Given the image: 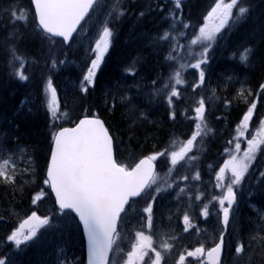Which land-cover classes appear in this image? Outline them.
<instances>
[{
    "label": "snow or ice",
    "instance_id": "snow-or-ice-1",
    "mask_svg": "<svg viewBox=\"0 0 264 264\" xmlns=\"http://www.w3.org/2000/svg\"><path fill=\"white\" fill-rule=\"evenodd\" d=\"M31 3L34 4L36 29L42 33V39L48 42L51 52L56 45L57 37L62 38L63 44H68L74 39L73 34L83 26L81 22L97 9L99 0H31ZM169 3L171 7H168ZM182 4L183 0H165L164 3L157 0L156 10L165 13L163 20L168 23V27L154 37V43L158 46L168 45L164 62L168 64L169 74L165 78L163 72L158 73L156 78L150 81L151 91L146 94L150 102L162 97L169 110V118L173 121L177 118V103L183 99L179 86L186 85L184 73L189 69L195 70L197 79L192 85L193 91L204 87L209 79V73L206 71L209 65V50L219 39L225 25L230 24L234 17L239 20L249 12L245 0H215V4L203 17V23L196 29L191 21L183 18ZM122 5L123 0H116L107 16L111 17L113 12L116 13L117 18L125 15ZM4 11L8 13L13 24L28 23V9L10 5ZM178 12L181 14L178 15ZM144 14L140 12L139 15ZM109 22L107 18L103 21L99 38L95 40V46L91 48L95 58L91 60L86 74L80 81L81 92L86 93L88 85H94L96 70L100 67L105 52L108 51L113 36ZM188 30H191V38H189ZM180 38L187 43L181 44ZM197 48L199 51L196 50ZM253 52V48H245L240 53L241 62L248 63ZM8 53L7 63L12 75L21 81L29 80L30 76L26 75L29 60L18 53L15 45H9ZM50 59L51 64L48 70L52 71L57 67L58 61L54 56H50ZM59 63L63 64L65 61L61 60ZM127 71L135 75L133 69L129 68ZM227 80L231 82L233 78L229 76ZM236 82L240 84V87L236 90L233 100L242 101L246 111L243 112V117L236 126V136L228 141L229 147L224 149L227 159L215 173L216 182L213 187L220 189L221 194L211 196L206 203L202 200L205 196L204 192L197 190L194 196L195 201L203 204L199 209V215L205 221L211 215L210 205H213V202L218 203L216 214L221 230L218 235L212 236V247H206L204 242H199L198 246L191 249L185 247L177 253L173 264H192L188 258H194L197 264H225V258L230 255L236 258V264H264V236L260 235V232H264V213L260 214V223L255 226L256 234L247 238L233 223L237 190H242L245 180L255 168L258 156L264 155V148H262L264 117L259 119L255 132L250 133L251 138L246 139L247 147L241 149L242 138H245V133L249 132L258 101L264 99V83L259 84V92L253 93L251 87L246 86V81L237 80ZM157 84L161 86L156 87ZM211 92L210 99H222L216 95V88H212ZM120 101L122 104L127 102L130 105V113L137 111V106L131 103L130 97L121 96ZM232 102L226 97L223 98L225 106H230ZM43 103L50 114L51 128L57 129L58 124L66 122L68 112L60 111L51 76L46 78ZM115 106V97H113L112 107L115 108ZM192 111L194 116L188 119L195 121V127L186 140L178 141L173 138L169 145L144 155L134 164L118 162L114 137L105 126V122L96 116L84 115L74 127L60 126L51 132L50 159L46 165V178L43 179V184L50 186L60 211H74L82 222L87 236V264H115V261L110 259V253L114 250L123 251L119 247L121 233L118 230L121 214L126 213V206H130L134 198L151 197L142 209V212L147 214L146 217H142V227L152 232L154 204L157 197L172 188L177 180L184 182L189 180L188 175L178 176L171 182L168 178L173 176L176 167L182 161L190 163L198 159L197 156L191 155L196 142L198 138L202 139L212 131L208 127L206 99L203 95L195 101ZM182 114L186 115L187 109ZM141 117H144L143 111H140L136 118ZM12 143L13 146L9 147V141L0 138V182L23 191L24 184L34 182V180H24V175L28 174L35 178V168L31 164L32 157L27 155L26 148L20 146L18 138ZM18 155L21 158L27 155L28 166L23 169L17 168ZM159 158L170 161V167L164 177L156 171V162ZM211 167L209 165V168ZM260 177H264V171H260ZM18 179L23 180V183L18 185ZM192 179L197 181L201 179L199 170L194 173ZM181 193L188 196V209H191L193 194L186 192V187L179 188L178 200ZM43 195V191L36 194L32 203L35 204ZM179 211L178 208L177 213ZM182 220L184 233H188L190 229H193L197 235L201 233V229L193 223L188 210L184 211ZM48 223L49 217H40L33 211L20 223L19 227L7 235L6 240L19 248L23 243L32 240L39 228ZM169 231L174 232L175 229H169ZM158 235L160 242L156 246L153 235H146L144 230L135 231V242L131 243V250L126 253L123 264H166L165 256L171 255L178 236H169L165 232ZM0 264H12V262L7 257H0Z\"/></svg>",
    "mask_w": 264,
    "mask_h": 264
},
{
    "label": "trees",
    "instance_id": "trees-1",
    "mask_svg": "<svg viewBox=\"0 0 264 264\" xmlns=\"http://www.w3.org/2000/svg\"><path fill=\"white\" fill-rule=\"evenodd\" d=\"M253 1L254 0H249L248 3H252ZM155 3L156 2L153 0H123L122 6L125 9L126 14L117 18L116 13L113 12L112 16L108 18L110 21L109 26L113 30L109 53L104 57V65L99 71L94 85L88 87V91L85 95V112L92 115L99 114L105 119L115 139L117 157L121 163L125 164H134L140 157L148 155L153 151H159L169 145L171 139L176 138L179 140L183 137L177 122L169 118L168 111L166 110L167 105L163 98L159 97L150 102L148 95H146L151 91L149 85L152 78L150 75L144 76V74L151 70L160 69V67L163 69L165 78H167L169 74L168 64L162 59L167 54L168 48H166L164 44L158 46L154 43V37L158 33H162V30L168 27V23L163 20L165 13L159 12L156 10V7H154ZM254 3L255 2H253V4ZM150 8L152 9L151 11L149 10ZM31 12V22L27 24L28 32L24 33L19 39L8 41L7 44L4 45L5 49L0 54V120L4 118L6 121V123L2 122L0 135L8 134L10 138H19V142L30 143L36 146L35 153H33L36 160L32 164L35 168V178L28 174H25L23 177L24 180H34V182L24 184L23 191L14 189L12 186L10 188L12 191L11 193H25L26 191L25 202L15 200L13 196L9 197V193H6L4 196L0 195V209H2L3 213H8L10 215L18 212L26 214V211L29 209V201L27 203L26 201L29 199L31 184H36V186L43 185V179L46 178V165L50 157L51 132L57 130L61 125L58 124L57 129L50 127V114L47 112L45 105L40 103V101L45 98V89L43 87L46 85V78L51 76L52 79L61 67H67V65L71 66V64H74V62L77 61L78 63L85 65V63H88L94 58L91 48L94 47L93 43H95V40L90 33H84L85 29H83V31L81 30L82 32L68 47L56 40V45L50 52L48 42L42 39V33L36 29L35 16L34 13L31 14ZM140 12H144L145 14L140 16ZM207 12L206 8L197 0H190L182 4L183 18L186 21H191L196 29H198L200 24L203 23V17ZM262 14L263 13H261V15ZM257 17L258 20L260 15ZM237 22H241V20H237L234 24L230 23L226 30L221 32L219 39L213 45V48L209 50V61L212 62L215 71L220 70L221 72H225L227 65L230 63L243 67H246L248 64L241 62L240 60V53L243 52L244 49L236 52L233 47L234 45L232 41L235 38L243 36L242 34L239 35L238 31L233 32V26ZM248 22L246 24H248ZM25 25L26 24L23 23L22 27H16L14 24H11L7 30L17 28L21 33L25 30ZM256 30L257 29L254 26L246 29V31H248L245 33L246 35L249 31L254 35L251 36L252 38L250 40L246 39V35L242 39L243 42L248 43L247 47L254 49L249 63L256 62V59L259 58V56L264 58V28L257 34L255 33ZM0 32H2L1 28ZM13 32L16 33L17 31L14 30ZM188 32L189 38H191V30H188ZM134 36L138 39H131ZM139 37H142L143 39L140 40ZM140 41H142L145 46H140ZM180 43L186 44L187 41L180 38ZM9 45H15L18 53L29 60L30 63L26 67V75L30 76L29 80L21 81L12 75V71L7 63L9 58ZM196 50L199 51V48ZM132 51H136L135 53L130 54V56L132 55L133 57L132 69L135 72L133 80H139V77L143 78L142 82L139 80V82L134 81L132 84V92L136 94L139 93L136 97L138 100L136 114L139 116V112L143 111L144 117L140 118V121L142 120V126L137 127L136 125H133V127L130 128L132 124L126 120L128 117L126 115L127 110L125 111L124 116V111L118 107L112 109V107L109 106L107 109L112 112L109 115V113L107 114L106 111L98 107V98L101 97L100 90L103 91V78H105V76L118 77L119 74L123 73V71H121V65L128 63L129 58L126 59V56ZM152 51H158L159 53L156 57V61H159L158 65L157 62L154 61V56L152 59H149V53ZM163 52L165 55H163ZM50 56H54L58 61L57 67L52 71L48 70L51 64ZM61 60L65 61V63H59ZM32 61H35V63H32ZM210 62V69L208 68V70L211 71L212 66ZM156 75L157 74L154 75L153 79H155ZM215 77L216 75L212 78L213 81H215ZM184 79L186 84H188L185 73ZM128 84H130V82H128ZM137 85H139V87H137ZM160 86V84L156 85V87ZM221 89L222 87H220V90ZM224 92H218L217 96L222 98L221 100H217L218 103L223 101ZM33 99H36L35 102H31ZM30 103H32L34 107L39 108L38 112L40 111V113L37 118H21L20 116L23 115V112L20 111V107L23 106L28 108ZM212 103L213 105L216 103L215 99L212 100ZM218 103L217 105L219 106ZM234 104L236 105V108L231 115L233 118H237L243 109V105L237 104V102H234ZM223 112L228 113L229 109L226 108ZM207 140L208 148L205 150V153H208L210 149H214L216 141L214 136H210ZM11 144L12 141H9V145ZM25 145L27 146V144ZM157 162L160 173L165 174L167 172L165 170H168L169 161H166L164 158H159ZM23 163L24 162H22V164ZM200 165L204 166L203 162L197 164L194 172L193 170H190L191 172L189 171L191 179L197 170H199L200 173L202 172ZM182 167L183 166H179L177 170ZM179 172L180 171H174V175H177ZM18 183L22 184L23 180L19 179ZM4 188L5 186H0V189ZM47 191L50 192L48 186ZM211 196L213 195L205 194L202 198L203 202L206 203ZM55 211V213H61L56 208ZM61 215L70 221V224L67 226L59 224V234L67 231L71 236H76L81 239L80 243L82 244L83 237L81 234V228L74 215L70 212ZM52 244H54V242H52ZM69 244L72 243L69 241ZM78 244L79 242L77 241L70 245H74L71 252H68V250L64 251V253H67L65 264H83L84 254L82 253L81 248V252L77 251ZM67 246L71 248L69 245ZM50 251H52L50 245L46 246L41 250L39 249V253H31L29 260L35 264H42L40 261L41 256ZM4 256L5 252L1 253L0 251V257Z\"/></svg>",
    "mask_w": 264,
    "mask_h": 264
},
{
    "label": "rangeland",
    "instance_id": "rangeland-1",
    "mask_svg": "<svg viewBox=\"0 0 264 264\" xmlns=\"http://www.w3.org/2000/svg\"><path fill=\"white\" fill-rule=\"evenodd\" d=\"M199 3H201L204 7H207L208 10L211 9V7L215 4V0H197ZM116 3V0H103L102 3L100 4V7L98 9V11H96L94 13V15L89 19L87 25H86V30L84 31V33H90L92 35V37L94 38V40L99 38V30L102 27V23L103 21L107 18H109L107 16V14L112 10V5ZM16 6L18 5L20 8L22 9H28L29 10V5H31L30 0H0V28L1 31L0 32V54L2 53V51L5 49L4 45L7 44L8 41L13 40V39H19L21 38V36L28 32V26L27 24L31 22V18H30V10L28 12V23L25 25V30L23 32L20 33V30L17 28H11L9 30L8 27L13 24V22L10 20L8 13L4 11V9L8 8L9 6ZM154 7H156V5H154ZM32 8V6H31ZM253 10L256 12V14L252 17V22L247 26L245 25L243 28V21L241 22H237L234 26H233V32L238 31L239 35L242 34L243 36H240V38H235L232 42H233V47L234 50L236 52H238L239 50H243L245 48H247L248 43L247 42H243V37L246 35L245 33H247L248 31H246V29L251 28L252 26H254L257 30L255 31V33L257 34L258 32H261L264 28V0H255V3L253 4ZM166 11V10H165ZM261 13H263L261 15ZM259 19L257 20V16H259ZM263 19V20H260ZM16 27H22L23 26V22H17L14 24ZM110 27V26H109ZM247 27V28H246ZM246 28V29H245ZM14 30H16L17 32H13ZM254 34L249 31V33L246 35V39H251ZM250 37V38H249ZM131 39H138L136 38V36L132 37ZM140 40H142L143 38L139 37ZM128 41V40H127ZM247 41V40H246ZM140 46H145L142 41H140ZM167 48L168 45L164 44ZM95 46V43H94ZM136 51H132L131 53L129 52V54H127L126 59L129 58L128 63L121 65V71H123V73L119 74L118 77H107L105 76V78H103V91L100 90V96L98 98V107L101 108L102 110L106 111V113L109 115L112 113L111 111H109L107 109V107L109 108L112 107V101H113V97H115V103L116 106H118L119 109H121L122 111H124V116H125V111H126V115L128 116L126 120H128V122H130V124H132V126L130 128L133 127V125H136L137 127L142 126V120L140 121V119L138 120L136 117L138 116L135 113H130L129 112V107L130 105L125 102V103H121L120 101V97L121 96H129L127 90L125 89V85L122 84L123 81L126 85L127 81L131 80L126 76L125 74V69L124 67H128L129 64H131L133 62V57L132 55L130 56V54L135 53ZM106 53V52H105ZM158 51H152L149 53L150 57L149 59H152V57H155L156 61V57L158 55ZM95 58V57H94ZM157 65L159 64V61H156ZM263 63H264V58L261 56H259V58L256 59V62L253 63V65H249L246 67L240 66V65H233V63H230L227 65L225 72H221L220 70L217 71H213L211 72V79H208V81L206 82L205 86L211 87L210 90L212 88H215V86L217 87L218 91H222L225 94V97L231 98L233 102H237V104H241L244 105L242 101L239 100H233V97L235 96L236 90L240 87V84L237 83L236 81H246L247 84L246 86L251 87V89L253 90V93H257L259 92V84L260 83H264V67H263ZM91 61L88 62L86 65H83L81 63L74 62V64H71V66H64L61 67L58 71L57 74L51 79L52 80V86L56 89L57 92V96H59V100L62 104L63 107H69L70 109L67 110L70 113V120L69 122H74L78 119V117L84 112V102H85V92H81L80 91V81L83 79V76L86 74L87 72V68L88 66H90ZM88 65V66H87ZM1 67V66H0ZM98 70V69H97ZM96 70V72H97ZM160 72V69H156V70H151L149 72H147L146 74H144V76H148L150 75L151 78L154 77L155 74H158ZM189 80L193 81L197 79V75L195 73V70L193 69H189ZM215 77V81L212 80V78ZM231 76L233 78V80L231 82H229L227 80V77ZM141 80L143 81V78H141ZM217 83V84H216ZM35 85V83H34ZM89 86V85H88ZM220 87H222V89L220 90ZM101 89V88H100ZM226 89V90H225ZM232 92V94H231ZM33 97V96H32ZM255 98V96H254ZM36 100V99H35ZM35 100L33 99L31 102H35ZM40 103L43 105V100L40 101ZM131 103L134 104V101L131 100ZM115 106V107H116ZM236 107V105H235ZM257 107H260V114L259 117L262 118L264 117V99H261L260 101H258ZM180 108V107H179ZM191 106H189L187 109V114L184 115V121L180 123L179 125V130L181 131V133H184V137H181V141L182 140H186L190 135L191 132L194 130L195 127V121L194 120H190L188 119V117H192L194 116V112L192 111ZM216 111L214 113L213 110ZM222 109V107H219L218 105H212V108L207 109L206 112V118L209 119L210 122V126L209 128L212 129L211 133H215L217 140L214 144V146H218V141L220 140H225L227 138L228 132H230V135H233L235 130L234 127L231 125V120L233 119V116L231 114H227L222 113L220 110ZM39 108H36L32 105V103H30V106L28 108H25L23 106L20 107V111L23 112V115L20 116L21 118L23 117H28V118H37L38 114L40 113V111L38 112ZM184 108H182V113L184 112ZM219 112V113H218ZM212 114V115H211ZM216 116H215V115ZM218 116V117H217ZM222 116V117H221ZM229 118V119H227ZM125 120V119H124ZM2 122L6 123V121L4 120V118H2L0 120V127L2 126ZM253 122H250V126L252 125ZM249 126V127H250ZM210 133V132H209ZM7 135V136H6ZM6 135H0V138H4L7 139L8 141H15L17 139V137H12L10 138V136L8 134ZM203 138H206V136H204ZM250 132L249 133H245V140L246 139H250ZM19 139V138H18ZM219 139V140H218ZM13 144V143H12ZM20 146L23 148L27 149V155H30L32 157L33 153H35V148L36 146H34L33 144L30 143H25V142H19ZM27 144V146L25 145ZM10 146V145H8ZM196 146H197V142H196ZM170 150H174V149H170ZM195 150L196 147L193 149L191 155L195 154ZM38 152V151H37ZM27 155L24 158H21L19 155L16 158V163H17V168L21 169L22 167V162H24L25 167L28 166V161H27ZM225 159H227V155H225L221 162L224 161ZM25 160V161H24ZM36 160L35 157H32L31 160V164L34 163V161ZM183 162V161H182ZM181 162V166H185V169H179L175 171H180L178 176L181 175H187L188 173V167L186 165L190 164V163H185ZM207 161L204 160L203 161V165H200V169L203 172V176L199 181H195V182H191L192 184H196V186H200L202 188V192L206 193L205 191L208 190V188H210V181H211V173L209 168V165H206ZM217 163H214V166ZM178 165V166H180ZM206 165V166H205ZM169 167H170V161H169ZM190 167V166H189ZM168 171V170H165ZM165 174H162V176L164 177ZM251 177V176H249ZM248 177V178H249ZM248 178L245 180L244 184H243V188L242 190H237L238 193H240V195H244L246 193V186H250L248 183ZM19 180V179H18ZM190 181L184 182V181H180L177 180L176 184H173V187H177L178 184L180 183H185L187 184V186H185L186 188V192H193V189L191 188V184H189ZM17 184L19 185L20 183ZM5 186L4 189H0V195L4 196L6 195V193H9V197H14L15 200L20 202H25V193L24 192H13L11 193V186L6 185L2 182H0V186ZM36 185V184H35ZM263 187H264V182H263ZM220 189H218L219 191ZM42 191V190H41ZM39 192H34L35 194H32L29 199L27 200V202L29 200H32L33 197L40 193ZM32 191L29 190V193H31ZM209 192V191H208ZM264 192V189L263 191ZM164 193H161L158 197L157 200L154 204V225L156 224V222L158 223L159 220L155 219V214L160 216V225H163V228L166 230L168 233H170V235H177L178 236V241L183 242L186 241V239H188V241L191 243L192 246L188 247L189 249L198 246L199 242H204L205 246L207 247L208 242L205 241H191V238H199V235H197V233L193 230L190 229L188 233H184L182 231L183 229V220H182V216L183 213H177V209L179 207H181L182 205L180 203H183L184 205H188V196L186 195L185 197L180 195V200L176 199V197H173V193H166L165 195H163ZM45 197H49V194H44L40 200L45 199ZM246 197H242V201L243 203H248V200L245 199ZM151 197L149 196L148 201H150ZM11 203V202H9ZM30 203V201H29ZM36 203H38V201H36ZM196 201L195 199H193V205H196ZM40 204V205H39ZM257 205L258 208L255 207V211L257 213V215H259L260 218V214L264 213V195L255 203ZM36 205H39L38 208L42 209L44 203H38ZM203 204H200V207H202ZM164 209L162 210V213L159 212L158 213V209ZM43 210H47L48 212L52 210V207L46 203V205H44ZM46 212V214L48 213ZM171 216L172 218L169 219V216ZM197 214V213H196ZM147 214H137L136 219L132 220L130 215H128L125 219L124 222V228L127 231H132V228L135 227L136 225H138V230H144V227H142V217H146ZM166 215V216H165ZM10 214L8 213H0V246H3L2 244H4V241L6 240L7 235H9L11 233V231L13 229L16 228L15 223L17 224L18 222L16 221L17 219L13 220L12 218L9 217ZM191 216V215H190ZM197 218L199 217L198 214L196 215ZM168 217V218H167ZM192 217V216H191ZM146 223V222H145ZM194 223V222H193ZM216 223H217V219L215 218V216H211L209 217L204 223H200V224H196L200 229L201 232L203 233V231L206 229V240H211L212 238V233L215 232V230H217L216 227ZM65 226L69 225V223L64 222L63 223ZM158 225V224H157ZM219 228V227H218ZM52 231V228H50ZM169 229H175L174 232L169 231ZM44 230L47 229H43V228H39V230L37 231L38 234H40L41 232H43ZM60 231V230H59ZM264 233V232H262ZM256 234V227L254 229L250 230V234L249 235H255ZM41 235V234H40ZM261 235V234H260ZM132 236H134L133 238V242H135V232L132 233ZM249 237V236H248ZM70 238H74V240H76V236H71L70 234L67 233V231L65 233H61L59 234L58 232V227H55V230L52 231L51 236L48 238H40L38 240V238H32V240L27 241L25 243H23L22 245L25 244V248L28 246H34V245H40L41 247L46 245H49V241L54 242V244H52V251L46 253L45 255L41 256L40 261L42 262V264H59V262H64L65 264V260L67 257V253H64V251L68 250V246L67 245H72L69 244V239ZM67 241V242H65ZM11 244V248L14 251V253H17L18 249H21V246L19 248H17L14 244ZM183 245V244H182ZM181 245V246H182ZM71 247V246H70ZM126 248L127 252L131 250V246L126 247L124 246V252H126ZM71 249L73 250V246L71 247ZM23 250V249H22ZM21 250V251H22ZM183 250V248L181 249ZM126 252V253H127ZM126 253L124 254V260L126 259ZM147 259V257H146ZM9 260H11L12 264H17V262L14 260V258H10ZM123 260V261H124ZM123 261H117L116 264H123Z\"/></svg>",
    "mask_w": 264,
    "mask_h": 264
},
{
    "label": "flooded vegetation",
    "instance_id": "flooded-vegetation-1",
    "mask_svg": "<svg viewBox=\"0 0 264 264\" xmlns=\"http://www.w3.org/2000/svg\"><path fill=\"white\" fill-rule=\"evenodd\" d=\"M119 247L121 249H123V251L119 253L120 254V258H123L124 259L125 258L124 257V254L127 252V249L128 248H126V252H124V247L121 246V244L119 245ZM177 253H178L177 247H174L173 250H172V253L170 255L171 258H169V259L166 260V264H172V260L177 256ZM188 260L191 261L192 264H197V262L194 260V258H188Z\"/></svg>",
    "mask_w": 264,
    "mask_h": 264
},
{
    "label": "water",
    "instance_id": "water-1",
    "mask_svg": "<svg viewBox=\"0 0 264 264\" xmlns=\"http://www.w3.org/2000/svg\"><path fill=\"white\" fill-rule=\"evenodd\" d=\"M161 1H165V0H161ZM183 1H187V0H183ZM33 6H34V4H33ZM87 18V17H86ZM84 21H82L81 23H83ZM76 33H74L73 35H75ZM57 38H59V39H62L61 37H57ZM71 42V41H70ZM69 42V43H70ZM68 43V44H69ZM53 193V192H52ZM53 195H54V197H55V194L53 193ZM57 206H58V208H59V205L57 204ZM64 211H71V210H64ZM71 212H73L76 216H77V218H78V220H79V217H78V215L74 212V211H71ZM122 215V214H121ZM79 222L81 223V226H82V230H83V234H84V237H85V241H86V245H87V236H86V234L84 233V228H83V224H82V222L79 220Z\"/></svg>",
    "mask_w": 264,
    "mask_h": 264
},
{
    "label": "bare ground",
    "instance_id": "bare-ground-1",
    "mask_svg": "<svg viewBox=\"0 0 264 264\" xmlns=\"http://www.w3.org/2000/svg\"><path fill=\"white\" fill-rule=\"evenodd\" d=\"M249 20V19H248ZM248 20L246 21V22H244V24H243V26H242V28L245 26V24L248 22ZM247 25V24H246ZM122 53V52H121ZM124 53V52H123ZM128 82H130V81H127V84H128ZM219 113V112H218ZM215 115V114H214ZM216 116V115H215ZM218 117V116H217ZM222 117V116H221ZM227 119H229V118H227ZM210 122H212V121H210ZM211 133V132H210ZM179 139V138H178ZM180 140V139H179ZM171 149V148H170ZM197 161V160H196ZM167 163V162H166Z\"/></svg>",
    "mask_w": 264,
    "mask_h": 264
}]
</instances>
